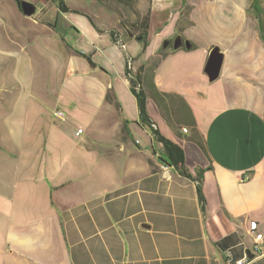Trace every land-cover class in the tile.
<instances>
[{"label":"crops","instance_id":"obj_1","mask_svg":"<svg viewBox=\"0 0 264 264\" xmlns=\"http://www.w3.org/2000/svg\"><path fill=\"white\" fill-rule=\"evenodd\" d=\"M19 1L0 0V264H235L247 251L246 264H264V251L252 252L264 235V41L255 15L158 16L160 35L149 31L143 44L154 48L137 65L145 46L122 35L123 13L26 0L35 17ZM51 9L54 22L44 17ZM215 45L223 60L210 82L203 67ZM126 61L143 66L148 91L189 107L195 132L171 114L169 125L147 98L201 194L162 162V145L139 122Z\"/></svg>","mask_w":264,"mask_h":264},{"label":"trees","instance_id":"obj_2","mask_svg":"<svg viewBox=\"0 0 264 264\" xmlns=\"http://www.w3.org/2000/svg\"><path fill=\"white\" fill-rule=\"evenodd\" d=\"M101 6L107 7L106 0H95ZM118 3L123 4L128 7L133 13L136 15V19L134 21H124L121 20L120 25L121 33L124 37H128L126 29L132 32L135 36H140L139 41L145 42L148 36V29L150 24V11L149 8L146 10V13L138 14L137 9L134 8L135 0H114ZM57 7L61 11H68V8L64 5L63 0H55ZM250 7L252 8L255 18L258 22L259 31L261 37L264 41V17H262V5L260 0H251ZM113 12V11H112ZM118 14V13H117ZM111 38L113 41H117V37L114 33H111ZM143 66H139L135 70H131L127 64H125V75L129 81V87L131 93L134 95L137 103L139 122L145 126H147L151 132L152 137L162 145L163 156L162 162L167 166H172L177 172L190 179L197 181V190L199 194H201V182L198 176H193L190 171L185 166V157L184 151L180 145L176 142L165 136L160 132L158 127L155 125V122L150 117L147 111V98H152L157 105V107L162 111L163 117L167 121L169 125H171V117L175 118L178 123H182L191 128L193 132L196 130L195 119L192 116V113L184 102V100L178 95L165 93L158 91L153 87L152 91H148L145 87L143 80ZM164 111L166 114H164ZM194 135V133H193ZM195 143L204 150V146L200 140V138L195 134V137H192Z\"/></svg>","mask_w":264,"mask_h":264},{"label":"rangeland","instance_id":"obj_3","mask_svg":"<svg viewBox=\"0 0 264 264\" xmlns=\"http://www.w3.org/2000/svg\"><path fill=\"white\" fill-rule=\"evenodd\" d=\"M31 2H33V0H31ZM66 3L70 8H76L87 14H105L113 11L112 13H123L120 16L124 21L129 22L136 19V15L135 13H133V11L114 0H106V8L101 6V4H99L95 0H66ZM250 3L251 0H135L134 8L137 9L138 14L146 13V10L149 8L150 26L148 29V34L150 31V34L154 39V36L160 35L159 32H157L156 35L154 33V29L156 28V17L164 15L166 13H211L212 19H217V15H215L214 17L213 13H237V11H239V13L254 14L252 8L250 7ZM260 3L262 5L261 15L262 17H264V0H260ZM226 4L230 5L228 7H225ZM206 7H209L211 9V12H204L202 8L206 10ZM33 15H35L36 17L38 14L34 13ZM68 15L70 17H79L75 16L72 12H69ZM44 17L50 20V22H54L56 20V10L51 9L44 15ZM81 18L85 19L84 17ZM60 22H63L62 19L59 21V24ZM70 38L71 37L69 36L68 40ZM165 40L166 39H163L161 41V47ZM70 42L72 43V41ZM130 43L132 45H139L140 47H143V45L145 46V50L143 52L139 51V58L135 60L137 65L143 61L144 57H148L151 50L154 48L153 44H149V42L144 44L143 42H141L140 44H136L134 40H131ZM128 50L129 52L134 54L131 49ZM134 138L141 140L142 142L146 141L145 135L139 131L134 136Z\"/></svg>","mask_w":264,"mask_h":264},{"label":"water","instance_id":"obj_4","mask_svg":"<svg viewBox=\"0 0 264 264\" xmlns=\"http://www.w3.org/2000/svg\"><path fill=\"white\" fill-rule=\"evenodd\" d=\"M20 8L22 12L27 15L31 16L35 11V5L29 1L26 0H20L19 1ZM128 36L133 37V33L130 32L128 29H126ZM137 39L140 38V36L136 37ZM181 44V37L177 35L172 43V48L177 49ZM168 45V40H165L163 43V47H166ZM185 46L188 48L189 43L186 41ZM223 60V53L220 51L219 47L217 45L213 46L207 55L203 72L206 74L208 81H214L219 76L221 64ZM248 252V257L251 258L252 255Z\"/></svg>","mask_w":264,"mask_h":264},{"label":"built area","instance_id":"obj_5","mask_svg":"<svg viewBox=\"0 0 264 264\" xmlns=\"http://www.w3.org/2000/svg\"><path fill=\"white\" fill-rule=\"evenodd\" d=\"M55 114L58 116L63 115V113L60 111H56ZM182 131L186 132L187 130H186V128H182ZM80 132H81V130L78 129L77 133H80ZM263 242H264V235L261 233H256L255 242H254L253 247H252V252H254L256 255L261 254L264 251L263 246H262ZM248 260H249L248 257H244L242 259L236 260L235 264H246L248 262Z\"/></svg>","mask_w":264,"mask_h":264}]
</instances>
